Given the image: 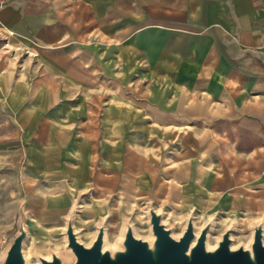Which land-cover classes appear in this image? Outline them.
<instances>
[{
  "label": "crops",
  "instance_id": "0c3cea01",
  "mask_svg": "<svg viewBox=\"0 0 264 264\" xmlns=\"http://www.w3.org/2000/svg\"><path fill=\"white\" fill-rule=\"evenodd\" d=\"M140 207L264 227V0H7L0 257Z\"/></svg>",
  "mask_w": 264,
  "mask_h": 264
},
{
  "label": "water",
  "instance_id": "95a60500",
  "mask_svg": "<svg viewBox=\"0 0 264 264\" xmlns=\"http://www.w3.org/2000/svg\"><path fill=\"white\" fill-rule=\"evenodd\" d=\"M72 213L66 219L62 233L65 236V247L72 254L70 264H264V227L263 222L253 223L251 239L248 247L231 249L230 234L233 226H229L216 241L214 249H207L205 242L212 219L208 220L196 236L191 214L178 237H173L171 230L165 228L163 215L150 208L147 211L148 224L153 237L151 243L142 238H136L129 221L124 222L122 237L115 249L103 248L105 243L104 223L101 221L96 228V234L89 245H84L78 239V234L72 227ZM18 232L3 250L0 264H26L22 246L28 237L25 221L20 217ZM39 264H64L63 258L50 252V258L44 259L38 255Z\"/></svg>",
  "mask_w": 264,
  "mask_h": 264
},
{
  "label": "rangeland",
  "instance_id": "374dc122",
  "mask_svg": "<svg viewBox=\"0 0 264 264\" xmlns=\"http://www.w3.org/2000/svg\"><path fill=\"white\" fill-rule=\"evenodd\" d=\"M163 213V212H162ZM193 214V225L195 229L200 230V227H202L207 221H208V214H199L196 211L191 212ZM25 215V213H24ZM162 222L165 224V228L168 230H171V234L173 237H178L185 227V223L187 221V218L189 214L186 212L179 213L177 210H172L168 214L163 213ZM234 218V217H231ZM24 219V217H23ZM213 223L210 227V231L208 232V240L207 243L209 247L216 246V241L220 238L221 234L227 230L229 226H233V231L230 234L231 238V246L239 247H248V243L252 234V230L250 228L251 224H247V226L241 224V226L235 225V220H231L229 222V219L224 216L223 213L216 212L214 216L211 217ZM20 218L18 217V221L16 219L13 221V226L11 227V230L9 231L10 240H6V244L11 241L13 236L18 232V226L20 223ZM25 221V219H24ZM130 222L133 224V231L136 238H142L145 240H148L151 237V231L148 224V216L146 215V210L142 207H140V211L137 212V217L132 218L130 216ZM26 223L28 237L25 239L23 244V250L24 255L26 258V264H39L37 263V257L40 256H46L49 257V253L51 251H57V255L62 259L64 257L66 263L64 264H70L72 262V254L71 252L66 249L64 242H62L59 239L53 240V246H50L48 244L40 245L32 243L31 238L35 236L33 230L35 229V226L33 224V220L30 219ZM112 224V223H111ZM64 225V223H63ZM64 227V226H63ZM64 229V228H63ZM122 230L121 221L115 222L114 225H110L109 228L107 226L106 229V241L104 243V247L108 249H113L111 247L115 246V244H118V238ZM30 233L32 236H30ZM87 232L84 234V238H87ZM64 236V234H63ZM80 240V238H79ZM264 241V240H263ZM54 249V250H53ZM115 249V248H114Z\"/></svg>",
  "mask_w": 264,
  "mask_h": 264
},
{
  "label": "bare ground",
  "instance_id": "6f19581e",
  "mask_svg": "<svg viewBox=\"0 0 264 264\" xmlns=\"http://www.w3.org/2000/svg\"><path fill=\"white\" fill-rule=\"evenodd\" d=\"M63 222H64V221H63ZM64 226H65V225H64ZM132 227H133V226H132ZM25 228H26V233H27V235H28L27 227H26V223H25ZM194 230H195V231H194V232H195V235L197 236L198 233H199V230H198V229H195V228H194ZM62 231H63V230H62ZM180 235H181V234H180ZM208 235H209V234H208ZM208 235H207V239H206V242H205L206 248H207V249H214L216 246L209 247V245H208V243H207ZM121 237H122V233H120V235H119V238H118V244H119V241L121 240ZM175 237H176V236H175ZM78 239H79V237H78ZM152 239H153L152 236L148 239L149 243H151ZM250 239H251V237H250ZM263 240H264V238H263ZM24 241H25V240H24ZM105 241H106V234H105ZM249 241H250V240H249ZM263 242H264V241H263ZM23 244H24V242H23ZM64 244H65V242H64ZM118 244H117V245L115 244V246H113V247H111V248H113V249H114V248H119V247H118ZM84 245H86V244H84ZM215 245H216V244H215ZM248 245H249V244H248ZM22 247H23V246H22ZM246 247H247V246H246ZM246 247H245V248H246ZM103 248H105L104 245H103ZM232 248H234V247L231 246V249H232ZM22 250H23V248H22ZM53 250H54V249H53ZM52 252L55 253V254H57V253H56L57 251H55V250L52 251ZM23 254H24V250H23ZM39 256H40V255H39ZM41 257H42V256H41ZM24 258H25V255H24ZM42 258H44V259H49V258H50V253H49V257L43 256ZM25 259H26V258H25ZM63 261L66 262L67 260H65L64 257H63ZM37 263H39V262H38V258H37Z\"/></svg>",
  "mask_w": 264,
  "mask_h": 264
},
{
  "label": "built area",
  "instance_id": "2783aa9c",
  "mask_svg": "<svg viewBox=\"0 0 264 264\" xmlns=\"http://www.w3.org/2000/svg\"><path fill=\"white\" fill-rule=\"evenodd\" d=\"M6 4H7V0H0V10H1L4 6H6ZM7 46H8L7 43H4V44H3V47H7ZM3 242L6 243L5 240H3Z\"/></svg>",
  "mask_w": 264,
  "mask_h": 264
}]
</instances>
